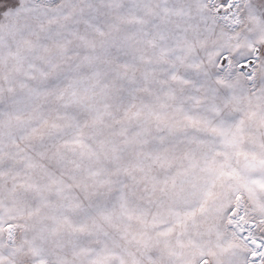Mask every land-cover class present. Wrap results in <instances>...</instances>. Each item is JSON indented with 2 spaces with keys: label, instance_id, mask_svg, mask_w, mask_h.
I'll use <instances>...</instances> for the list:
<instances>
[{
  "label": "snow or ice",
  "instance_id": "snow-or-ice-1",
  "mask_svg": "<svg viewBox=\"0 0 264 264\" xmlns=\"http://www.w3.org/2000/svg\"><path fill=\"white\" fill-rule=\"evenodd\" d=\"M0 264H264V0H0Z\"/></svg>",
  "mask_w": 264,
  "mask_h": 264
}]
</instances>
